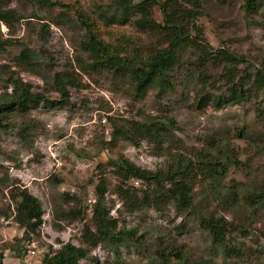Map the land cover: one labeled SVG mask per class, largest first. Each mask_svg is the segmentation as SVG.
Instances as JSON below:
<instances>
[{"label":"rangeland","instance_id":"1","mask_svg":"<svg viewBox=\"0 0 264 264\" xmlns=\"http://www.w3.org/2000/svg\"><path fill=\"white\" fill-rule=\"evenodd\" d=\"M48 1L53 6L39 0L2 3L23 18L11 25L0 22V37L10 45L0 54V95L13 74L50 101L2 121L0 208H14L11 192L20 186L37 197L44 210L38 233L21 244L26 249L22 256L9 249L22 231L12 218L0 220L3 264H45V256L65 243L85 246L83 228L94 226L91 209L103 179L106 209L118 229L134 235L122 245L99 244L80 264H264V206L252 207L245 199L254 187L264 198V93L240 104L200 108L196 94L203 83L208 82L205 89L214 95L227 89L219 79L222 68L190 67L188 55L166 80L157 79L139 91L136 84L141 80V67H129L93 50L86 26L89 24L106 48L126 50L131 56L135 48L149 54L157 46L155 37L101 20L97 6L108 0ZM260 2L256 13H247L243 0H203V15L197 24L214 49L228 48L245 56L239 72L264 68V0ZM57 3L65 7L54 5ZM154 13L161 21L160 11ZM27 48L37 55L33 71L21 68L17 60ZM154 119L173 120L169 128L175 142L162 147L148 140L139 146L124 140L111 142L114 122ZM219 137L227 142L224 159L231 162L225 183L245 188L237 204L240 206H226V197L206 191L201 184L196 187L195 200L200 204L207 194L210 204L202 212L231 223L228 237L242 251L241 258L216 255L196 214H178L172 206H163L161 211L134 209L126 193L118 191L123 185L113 167L115 160L125 157L143 169L157 171L169 158L160 156L162 148L181 147L188 158L196 159L201 152L211 153L210 141ZM146 187L131 180L123 188L139 193ZM68 196L74 199L70 201ZM72 209L84 211V217L62 216ZM179 254L183 261L177 259Z\"/></svg>","mask_w":264,"mask_h":264},{"label":"trees","instance_id":"2","mask_svg":"<svg viewBox=\"0 0 264 264\" xmlns=\"http://www.w3.org/2000/svg\"><path fill=\"white\" fill-rule=\"evenodd\" d=\"M41 4L51 5L48 0H39ZM104 1V0H102ZM247 13H256L260 6V0H243ZM4 0H0V22L11 25L20 21L23 17L15 10L5 8ZM61 5L57 3L54 5ZM53 6V5H51ZM161 13L162 20L155 18V10ZM99 18L105 23L118 26H131L136 31L155 37L157 46L149 54H142L139 49L133 50V56L127 54L126 50H111L99 41L96 34L86 26L90 34V43L93 50L102 52L107 58L117 59L125 62L129 67H141V80L137 81L136 87L139 91H145L155 80H166L171 70L179 65L183 57L188 55L192 62L190 67L198 70L208 66L222 68L219 79L226 85V92L219 95L209 93L205 88L208 82L203 83L202 88L196 94V101L200 108L212 105L222 108L230 104H240L256 99V96L264 93V68H256L254 71H241L239 68L246 63V58L228 48L214 49L206 40L203 29L197 24L203 15V0H108L97 6ZM131 43V40H126ZM8 40L0 37V54L7 51ZM124 51L125 54L121 52ZM36 54L28 48L21 51L17 60L21 68L35 70ZM34 59V60H33ZM188 68L191 71V68ZM11 76L7 80L5 92L0 95V128L4 119L13 115L27 114L40 103H49L43 93L32 91L31 84L23 79ZM264 113V110H263ZM126 124H112L111 142L124 140L139 146L143 141L159 144L161 147L168 142H175L174 135L169 127L173 120L159 121H125ZM240 137H243L242 135ZM176 143L178 141L176 140ZM227 147L226 140L216 138L210 141L211 153L201 152V156L188 158L184 149L162 148L160 156L167 155V164L163 169L151 171L143 169L125 157L118 158L113 162L115 174L123 186L118 191L126 193L134 209L154 208L161 211L163 206H172L178 214L199 216L198 221L211 237L212 243L224 259L241 258L243 253L237 244L229 240L231 223L223 218L211 214L206 216L202 210L207 211L210 203L204 196L202 203L195 200V190L201 184L210 193L223 195L227 198L226 206L239 207L241 193L245 190L244 185H227L225 180L228 176L230 161L224 159L228 155L223 151ZM216 152V153H215ZM147 184L146 189L134 193L123 188L130 181ZM106 182L101 180L96 188L97 199L91 209V218L94 226L85 225L82 233V241L85 246H76L65 243L63 246L44 258L45 264H80L90 249L96 248L103 242L123 244L133 237L134 232L126 233L118 229L117 221L110 216V211L105 207L104 196L106 193ZM242 186V188H241ZM254 187L246 196L247 204L252 207L264 206V198ZM211 190V191H210ZM69 200H73L68 196ZM220 197L219 199H221ZM11 204L6 211L0 208V220L10 219L18 225L22 234L16 238V243L9 246L10 250H18L22 256L26 249L21 246L31 241L32 237L39 231L42 224L44 210L41 201L32 195L27 188L21 189L15 186L11 192ZM206 203V204H205ZM199 204V205H198ZM13 210L10 212V210ZM200 209V210H199ZM14 215V217H13ZM62 216L72 219L83 218L84 211L72 209ZM160 255H163L160 253ZM177 259L183 261L178 255ZM0 264H3V256L0 254ZM187 264V263H184Z\"/></svg>","mask_w":264,"mask_h":264},{"label":"built area","instance_id":"3","mask_svg":"<svg viewBox=\"0 0 264 264\" xmlns=\"http://www.w3.org/2000/svg\"><path fill=\"white\" fill-rule=\"evenodd\" d=\"M32 253H35L34 251H32Z\"/></svg>","mask_w":264,"mask_h":264}]
</instances>
